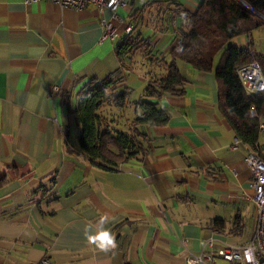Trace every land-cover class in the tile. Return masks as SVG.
Returning a JSON list of instances; mask_svg holds the SVG:
<instances>
[{
    "label": "crops",
    "instance_id": "0c3cea01",
    "mask_svg": "<svg viewBox=\"0 0 264 264\" xmlns=\"http://www.w3.org/2000/svg\"><path fill=\"white\" fill-rule=\"evenodd\" d=\"M132 1L119 9L125 23L141 10ZM172 1L196 11L204 0L148 4ZM166 18H158L163 27L152 35L137 25L133 34L147 44L122 65L124 23L113 20L119 34L101 39L109 9L0 0V264H185L187 253H199L210 238L249 241L256 206L245 157L255 149L244 142L232 148L236 134L222 111L216 72L179 60L184 93L149 98L169 114L168 123H133L144 114L137 102L148 83L167 73L160 58L171 60L177 26L165 32ZM235 40L253 42L264 55V25ZM138 53L146 67L140 74ZM119 69V90L132 89L129 103L102 111L143 150L111 169L81 150L72 111L85 84ZM258 143L264 157V132ZM105 230L117 244L108 252L88 240Z\"/></svg>",
    "mask_w": 264,
    "mask_h": 264
},
{
    "label": "trees",
    "instance_id": "16d2710c",
    "mask_svg": "<svg viewBox=\"0 0 264 264\" xmlns=\"http://www.w3.org/2000/svg\"><path fill=\"white\" fill-rule=\"evenodd\" d=\"M171 3L176 6L171 17L177 14L182 18V24L175 28L177 35L169 52L171 60L167 62L160 58V62H164L167 67V73L148 83L144 96L137 102L144 114L133 121L134 125L157 126L168 123L169 114L159 109L149 98L184 93L186 79L177 64L182 60L198 70L216 72L221 83L224 115L236 137L258 150L259 125L264 116V91L248 95L238 69L255 59L264 74V55L257 53L253 42L237 45L233 40L240 36L250 39L254 31L264 25V18L254 12L264 15V0H204L196 11L176 1ZM132 25V31L126 32L117 44L122 65L147 44L141 39L140 33L133 34L137 25ZM147 54L150 56L152 52ZM123 81L122 69L103 80H90L82 88L78 105L72 111L81 126V150L93 162L111 169L143 150L136 135L113 127L114 120L102 111L103 106L109 103L118 108L128 105L132 89L119 90Z\"/></svg>",
    "mask_w": 264,
    "mask_h": 264
},
{
    "label": "built area",
    "instance_id": "2783aa9c",
    "mask_svg": "<svg viewBox=\"0 0 264 264\" xmlns=\"http://www.w3.org/2000/svg\"><path fill=\"white\" fill-rule=\"evenodd\" d=\"M35 2L41 0H26ZM61 7H70L82 10L89 5H96L101 10L109 9L112 19H102V40L113 39L119 34V29L113 20L124 23L125 32H131L133 25L125 23L119 16L118 9L126 3V0H47ZM238 75L248 95L264 91V74L257 60L241 66ZM260 131L264 132V121L260 122ZM242 140L235 138L232 148L237 150ZM257 148V147H256ZM249 152L245 157V163L252 174L254 188V202L256 206V219L252 235L247 243L231 244L218 242L210 238L205 241L199 253L188 252L185 264H264V157L257 149ZM263 258V261H261ZM221 261V263H219ZM49 262V260H45Z\"/></svg>",
    "mask_w": 264,
    "mask_h": 264
},
{
    "label": "rangeland",
    "instance_id": "374dc122",
    "mask_svg": "<svg viewBox=\"0 0 264 264\" xmlns=\"http://www.w3.org/2000/svg\"><path fill=\"white\" fill-rule=\"evenodd\" d=\"M132 5L134 6V9L140 8L141 10L137 11L134 13V15H132L133 17V22H129L135 25H140L141 27L144 28V33L146 35H152L153 34V29L159 31L161 30V27H163L161 25V22L159 21V17L162 15H165L166 13V21H165V25L166 27H168L165 32H169L168 30H173L174 27L172 26H180L182 24V18L181 17H177V19H175L176 16L174 17H169L168 16V10L170 11H174L176 6L172 3L166 4V2H155V4L151 5L148 3L153 2V0H133L132 1ZM156 5V6H155ZM121 8V7H120ZM119 8V9H120ZM118 9V14L121 18H126L125 16H122L120 13V10ZM129 19H131V17L129 16ZM158 19V20H157ZM179 20V25H177L176 21ZM150 23V24H149ZM150 27V28H147ZM170 34V33H169ZM170 36L167 35L164 37V40L161 41V43H159L161 46L163 45V43L167 42L169 40ZM119 40V38H118ZM236 40H233V42ZM144 55V54H142ZM142 55L140 53H138L136 55V70L135 72H139V74L141 72L146 71V67L141 65V58ZM221 263V261L219 262Z\"/></svg>",
    "mask_w": 264,
    "mask_h": 264
},
{
    "label": "clouds",
    "instance_id": "9594fccd",
    "mask_svg": "<svg viewBox=\"0 0 264 264\" xmlns=\"http://www.w3.org/2000/svg\"><path fill=\"white\" fill-rule=\"evenodd\" d=\"M88 240L93 243L97 240L101 241V243L98 244V247L104 252H108L117 247L115 237L107 230L101 232L96 237L88 236Z\"/></svg>",
    "mask_w": 264,
    "mask_h": 264
},
{
    "label": "water",
    "instance_id": "95a60500",
    "mask_svg": "<svg viewBox=\"0 0 264 264\" xmlns=\"http://www.w3.org/2000/svg\"><path fill=\"white\" fill-rule=\"evenodd\" d=\"M252 9H253V8H252ZM253 10H254V9H253ZM254 12H255V13H257L258 15H260L261 17H263V18H264V15H262V14H261V13H259L258 11H255V10H254ZM261 261H263V258H261Z\"/></svg>",
    "mask_w": 264,
    "mask_h": 264
}]
</instances>
